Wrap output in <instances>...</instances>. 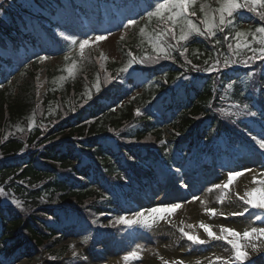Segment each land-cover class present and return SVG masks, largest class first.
<instances>
[{
    "label": "trees",
    "instance_id": "1",
    "mask_svg": "<svg viewBox=\"0 0 264 264\" xmlns=\"http://www.w3.org/2000/svg\"><path fill=\"white\" fill-rule=\"evenodd\" d=\"M150 2L0 4V188L6 193L0 195V264L31 260L45 250L61 251L58 246L67 233L97 230L104 216L125 207L126 198L164 183L170 173L178 175L176 168L184 172L202 162L222 165L259 149L249 133L264 136V61L223 67L225 57L240 61L252 55L242 50L235 56L227 47L234 41L231 37L225 41L224 35L264 26L256 12L239 9L224 33L214 38L194 35L184 56L176 50L172 59L134 65L123 74V82L102 83L96 92L97 74L102 82L106 72L115 75L130 49L138 56L151 52L139 34V28L149 23L140 18ZM48 3L54 6L49 8ZM102 3L129 8V19L137 20L116 42V57L88 48L83 58L75 51L57 64L37 60L62 46L60 33H79V26L89 19L98 24L97 31H124L127 21L117 13L106 19ZM155 26L153 20L147 31ZM258 39L253 42L249 36L253 47H260ZM216 40L221 41L219 46ZM72 59L77 64L69 75ZM216 59L221 61L218 72L192 67H207ZM89 89L92 99L85 103ZM125 96L129 100L123 103ZM241 101L256 115L227 116L218 111L224 107L238 112L233 105Z\"/></svg>",
    "mask_w": 264,
    "mask_h": 264
},
{
    "label": "snow or ice",
    "instance_id": "2",
    "mask_svg": "<svg viewBox=\"0 0 264 264\" xmlns=\"http://www.w3.org/2000/svg\"><path fill=\"white\" fill-rule=\"evenodd\" d=\"M218 7H213L210 0H151L148 5V9L145 11L144 16H141V20L145 18L149 23H146L143 27L139 28V34L141 37L147 39L151 52L145 51L143 55H136L131 49L127 52V59L123 65L117 69L116 74L105 73V79L102 82L97 74L96 82L93 85L96 92L101 91L102 83L111 84L113 81L123 82V74L128 73L134 65L138 64H150L159 61L160 59H172V52L180 50V55L184 56L188 51L185 46L190 38L194 35L201 37H215L217 33H224L225 29L232 24L233 14L239 9H247L248 11L256 12L261 20H264V0H214ZM3 0H0V4ZM261 9V11H258ZM198 12L200 15H198ZM195 18V19H194ZM155 20L156 26L151 31H147L149 24ZM137 24L136 19H128L127 23L123 25L124 29H128L131 26ZM233 33L230 31L227 35H224V40L228 41L231 37L232 42H229L227 47L232 51L235 56H240L242 50H250L252 55L248 56L244 60L237 61L230 57H225L223 60V67L228 68L230 65L236 63L248 64L255 60L264 61V26L258 27L255 31H245L233 29ZM64 33H61L63 36ZM111 33L96 34L94 36H86L83 39H77L74 36L65 37L71 42V46L75 49L78 46V55L83 58L86 48H90L92 45L98 44L101 41H107ZM251 36L252 41H256L257 37L260 47H253L252 42L249 41ZM123 39V36L121 37ZM174 41V43H172ZM183 42V43H182ZM144 43L143 40L140 42ZM220 40H216L215 44L219 46ZM103 56V53H101ZM69 56H65V59H69ZM107 59V57H104ZM47 56H38V61L47 60ZM188 64H192L191 60H187ZM77 61L72 59L71 65L67 68L69 75H72L73 69L76 67ZM208 64V61H205ZM28 65H25L27 68ZM197 71L205 72H218L220 71L221 61L216 59L210 66L201 68L199 65H192ZM61 80L65 77H60ZM10 83V82H9ZM231 83L228 85L230 88ZM3 85L0 84V88ZM85 103L92 99V93L89 89L85 93ZM134 99V97H133ZM220 100H225V96H221ZM211 106V105H210ZM233 107L239 109L238 112H231L228 108L221 107L218 109L222 114L227 116H236L241 114L255 116V112L249 111V105L247 103L237 102ZM74 110V109H73ZM136 114L141 115L140 108H136ZM235 123V121H232ZM31 126V125H30ZM22 131V129H21ZM251 139L258 146L261 153L264 154V136H255L249 133ZM177 173L180 172L179 168H176ZM245 173L251 177L250 185L244 188L241 192L237 190L239 185L236 184L238 179L245 177ZM180 184L183 188L187 189L189 185L185 183L183 179L180 180ZM219 191V201L222 203L228 196L229 192H232L239 204V210L232 211L227 215L224 212H219L214 207L205 206L204 212L209 216H233L243 217L245 214H249L250 220L253 222L264 221V171L259 173L253 169L243 166L237 169L228 170L224 178L219 183H213L206 191ZM0 195H6L3 188H0ZM199 200L203 205H207V201L201 199L198 196L193 195L191 201H176V202H161L149 208H141L140 210L133 212H126L121 215H117L110 221L112 226L123 225L127 228L133 226H139L142 229H152L154 225L161 221H167L172 223L171 217L177 210L181 209L185 203H191ZM13 203L18 207L21 206L19 200H13ZM255 209L257 212H251ZM95 223V221H93ZM183 224V222H182ZM197 228L203 230L202 234L197 231ZM187 229V230H186ZM179 232L181 235L191 242L193 245H205L210 241H223L226 245L230 246V255L227 257L214 255L213 259L208 260V264H244L246 260H249L253 253H259L264 251V226H249L242 231L237 230L235 227H227L224 225L219 226V231L214 230V226L210 223H206L201 220L197 225L187 224L179 226ZM88 239L84 237V242ZM69 247L72 248V256H77L75 243ZM228 251V249H225ZM142 259V249L137 244L132 250L126 252L122 260L124 264H130L131 261ZM163 264H185L182 259H174L169 261L163 256L160 257ZM196 264H200L196 261Z\"/></svg>",
    "mask_w": 264,
    "mask_h": 264
},
{
    "label": "rangeland",
    "instance_id": "3",
    "mask_svg": "<svg viewBox=\"0 0 264 264\" xmlns=\"http://www.w3.org/2000/svg\"><path fill=\"white\" fill-rule=\"evenodd\" d=\"M30 3L31 0H29L28 4ZM108 13H110V10ZM125 18L127 19V15ZM97 28L98 26H96L94 21L90 19L87 25H83L80 27L81 34H77L75 30H70V34L64 32V35L62 37L65 38L67 36H74L79 40L85 38L86 36L111 33L107 41H101L98 44L92 45L90 48H99L109 58L116 57V42L121 38V36L128 33L130 27L128 29H125L124 31L118 32L112 31L111 29L97 31ZM65 40L66 41L62 43V47L58 46L52 53H50L47 60L42 61L44 65L57 64L58 62H61L65 58V56H69L73 52L78 51V46L73 49L71 46V42L66 38ZM135 94H137V92ZM126 98V96L124 98H121V101L125 103L127 100H129L128 98ZM238 166H247L257 173H259L260 171H264V154H262L261 150H259L255 154L246 156L238 155L231 161L230 164L225 166H218L211 163H201L193 167L189 171L182 172L179 175H168L164 184H157L154 189H152L149 193L144 194L143 196H134L130 200L131 205L130 207H128V209H123L119 213L114 214L115 217L126 212L130 213L140 210L141 208L146 209L161 202L191 201L193 195L207 201V205L201 204L199 200L191 203H185L183 207L177 210L176 213L171 217V224L164 223L171 233L166 231L164 229L165 227H163V231L156 232L157 234L163 235L162 239H156V237H153L154 239H152V237L148 235V231L146 229L140 228L139 226H133L132 228H127L123 225L112 226V224L107 221V223L109 224L105 223L102 226V230L94 231L90 234H76L73 231L67 233L62 244L58 246V250L64 251L65 249V251L61 255L60 253H57L59 251H55V253L57 254H53L49 250H45L40 252L31 260L20 259L12 264H104L110 258L116 259L122 257L126 252L132 250L137 244H139L140 246H142V244H150L152 246H155V248L158 249V251L155 249V254L158 257H160L159 248H161V250L163 249L164 252L166 250L173 254L174 251L169 247V244L174 245L176 248L177 243L178 246L180 245L181 242L177 240V231L179 232V226L192 224L193 217L191 218L189 213L185 211L187 210V208H196L198 213L203 215H208L204 212L205 206L214 207L218 209L219 212H225L227 214L228 212H230V210L226 211L227 207H233L231 203H234L233 200L237 199L234 197L232 192H229L228 196L221 203L219 201V191L214 190L212 192H208L206 190L211 187L213 183H219L224 178L228 170H238ZM181 179H183L185 183L189 185L187 189L181 186ZM250 180V175L245 173V177L238 179L236 183H238L239 188L244 189L245 187H247V184H250ZM216 195H218L217 198ZM240 203L242 202H239V204ZM250 211L257 212V210L255 209H252ZM212 218L224 220L221 221L222 223L213 224L214 227H219L223 223H228V221L232 224V227H236V229L240 231H242L244 224L248 221L251 222L250 226H264V221L253 222L252 220H250L249 214H245V216L243 217H233L229 215L227 216V218H225V216L217 215L215 217L212 216ZM247 227L249 226L245 225V228ZM214 230L218 231L215 228ZM197 231L203 236L202 229L197 228ZM166 232L169 233L168 237H166ZM85 236L88 237L86 242H84ZM184 239L187 245L194 246L195 248L193 249H197L196 251L198 252L202 251L201 253H206L207 250L205 249L213 245L210 244L211 241L208 243V245H193L186 238ZM216 242L220 244L219 252L223 253V255L225 256L230 255V246L226 245V243L223 241ZM73 243H75L76 250L78 251V255L75 257L72 256V248L69 247ZM62 247L63 249H61ZM225 249H228V251H226ZM89 259H91L92 261H90ZM250 261L251 264H264V251H261L257 253L253 258H250ZM244 264H249V260H246Z\"/></svg>",
    "mask_w": 264,
    "mask_h": 264
},
{
    "label": "bare ground",
    "instance_id": "4",
    "mask_svg": "<svg viewBox=\"0 0 264 264\" xmlns=\"http://www.w3.org/2000/svg\"><path fill=\"white\" fill-rule=\"evenodd\" d=\"M236 184L238 185V183H236ZM247 186H251V185L247 184ZM237 190L242 192L244 189L238 187ZM220 195H221V193L219 194V196ZM217 197H218V195H216V198ZM214 201H215V199H214ZM233 202L234 203H231L233 207H231V208L227 207V209H226V211L230 210V212H228V213H231L232 211L239 210V202H238V200L234 199ZM185 211L187 213H189L191 218L193 217L192 224L197 225V226H198V224H199V222L201 220H203L206 223H210L212 225L213 224H217V223H222L221 221H224L222 219H216V218L213 219L212 216H209V215L199 214L198 211L196 210V208H187V210H185ZM225 214H227V213H225ZM164 223H168V222L167 221H161L158 224L154 225L152 229H146L148 231V235L151 236L152 239H154L155 237H156V239H162L163 235L162 234H157L156 233L157 231H163L165 229L166 231L171 233L168 230V227H166ZM222 225L227 226V227H232V224L229 221H228V223H223ZM245 225L250 226L251 222H249V221L246 222L244 224V227L242 228V230L245 229ZM163 227H165V228L163 229ZM214 228L219 231V227H214ZM169 233L166 234V237L169 236ZM177 233H178L177 240H179L181 242L180 245L178 246V243H177V248H176L174 245L169 244V247L171 249H173V251H174L173 254H171L170 252H168L166 250L164 252L163 249L161 250V248H159V250H160L159 251V256L160 257L163 255V257L165 259H168L169 261H172L174 259H182V260L185 261L186 264H196V261H199L200 264H208V260H211L210 258H213L214 255H220V256L227 257V256L223 255V253L219 252L220 244L218 242L214 241V240L210 242V244H213V245L209 246L207 249H205V250H207L206 253H201L202 251L198 252V251H196L197 249L194 250L193 249V248H195L194 246L187 245L186 241H185L184 237L181 235V233L178 232V231H177ZM151 246L152 245H150V244H147V245H143L142 244V246H141L142 259L136 260V261H131L130 264H163V262L160 259V257H158L155 254V249L157 251H158V249L155 248V246H152V247ZM196 252H198V253H196ZM256 254L257 253H253L250 258H253ZM155 256H157V257H155ZM122 257L116 258V259L115 258L114 259L110 258L104 264H124V262L122 260ZM89 260L92 261L91 259H89Z\"/></svg>",
    "mask_w": 264,
    "mask_h": 264
}]
</instances>
